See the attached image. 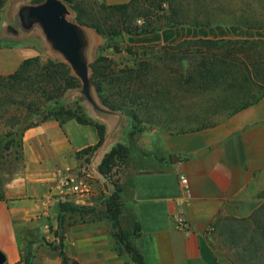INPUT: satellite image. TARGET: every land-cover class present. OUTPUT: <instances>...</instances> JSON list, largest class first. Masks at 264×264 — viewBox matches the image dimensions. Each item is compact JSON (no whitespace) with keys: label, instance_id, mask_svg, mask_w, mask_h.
Wrapping results in <instances>:
<instances>
[{"label":"crops","instance_id":"obj_1","mask_svg":"<svg viewBox=\"0 0 264 264\" xmlns=\"http://www.w3.org/2000/svg\"><path fill=\"white\" fill-rule=\"evenodd\" d=\"M103 1L122 4L131 0ZM10 27L15 39L24 35ZM200 38L262 39L264 29L178 26L130 37L128 42L170 45ZM80 39L82 50L88 41L81 32ZM96 41L98 45L103 42L102 38ZM48 45L54 47L45 33L35 42L0 47V75L14 73L25 59L42 55L41 48ZM86 112L106 127V140L95 160L118 143L128 146L124 215L128 227L140 226L137 246L147 264H234L229 250L210 229L228 217L237 222L249 218L263 205L264 96L216 126L185 133L151 127L130 136L131 121L122 128L124 116L102 103L93 108L86 104ZM98 141L95 125L75 119L63 124L49 119L24 131L18 168L0 170V251L5 263L20 264L26 232L58 241L50 228L58 226L55 207L64 190L62 175L79 173L83 165L78 152ZM183 176L189 192L181 184ZM184 221L191 230L180 228ZM65 228V250L79 264H135L113 251L108 223L79 222ZM37 244L36 248L42 247ZM61 263V258L51 260L35 252L33 264Z\"/></svg>","mask_w":264,"mask_h":264},{"label":"trees","instance_id":"obj_2","mask_svg":"<svg viewBox=\"0 0 264 264\" xmlns=\"http://www.w3.org/2000/svg\"><path fill=\"white\" fill-rule=\"evenodd\" d=\"M44 1L32 0V3ZM63 1L73 6L79 24L95 29L104 38L109 36L111 46L118 54L123 50L114 40L116 36L147 35L178 26L204 28L221 25L264 29V0H131L122 4L103 1L101 6L111 10L116 18V26L109 31L105 23L92 16V11L74 4V0ZM166 1L170 2V9L167 16L160 18L166 20L164 24L132 26V10L161 5ZM6 2L0 0V11ZM103 50L101 46L100 54L91 66L92 78L96 79V90L102 105L131 121V135L143 132L148 125L172 133L213 127L217 121L212 116L226 114L230 117L257 104L264 96V39L200 38L170 45H126L125 52L129 56L126 63L105 56ZM40 64L41 56L25 59L14 73L0 75V88L21 89L22 92L38 95L36 101L33 97L34 101L29 103V109L40 113L42 119L27 128L49 119L59 120L62 124L75 119L81 124L95 125L99 141L79 151L78 156L82 159L95 154L106 140L105 125L95 123L88 115L69 109L60 101L68 89L78 85L69 65L55 60L43 66ZM31 66L39 67L42 72L36 79L30 72ZM56 67L63 70L57 71ZM44 76L52 78L53 89H50L48 82L41 80ZM34 86L39 88L34 90ZM42 101L50 103L44 111L39 107ZM32 105L37 107L33 108ZM128 151L126 144H116L103 158L99 171L107 175L115 162L125 158ZM260 195L264 198V191ZM118 199L115 192L112 201ZM111 204L109 202V206ZM118 207H121L120 204ZM55 210L61 225L67 212L81 216L96 212L95 207L62 201L56 203ZM112 219L114 227H118L116 213ZM238 221L248 227L250 235L245 232L230 242L236 249L235 256L231 255L233 263L264 264V202L251 217ZM134 231L140 235L139 224ZM125 234L121 230L114 234L118 238V247L114 248L120 255L128 252L136 264H147L141 251L131 243L126 242L124 251L120 248L119 244H123L131 235L128 232L125 237ZM26 250L20 264H33L34 251L31 247ZM62 255V264H68V258Z\"/></svg>","mask_w":264,"mask_h":264},{"label":"rangeland","instance_id":"obj_3","mask_svg":"<svg viewBox=\"0 0 264 264\" xmlns=\"http://www.w3.org/2000/svg\"><path fill=\"white\" fill-rule=\"evenodd\" d=\"M61 1L67 10V12L64 13L66 20L72 24H75L82 33L84 40L88 41L87 46L81 50L83 59L88 67L89 85L87 93L84 91V81L79 72L73 67L65 55L55 47L48 45V49L44 47L41 48L42 55H40V66L48 64V61L50 60H55V62H64L69 65L71 74L78 80V85L68 89L64 95L60 97V101L63 105H65V107L78 113H84L87 116L86 104L92 108L95 105H101L100 97L96 90V79L94 80L92 78L91 68L93 62L100 54V47L103 46L104 50L102 53L105 56L115 58L118 62L123 61L126 63L129 60V56L125 52V46L135 45L129 43L128 39L130 37L134 38L138 35H124L121 38H119L120 36H116V39L114 40H117L116 43L123 51L119 54L115 53L111 46L112 43L109 36L104 38L99 35L95 29L79 24L76 20V12L72 8L73 6L63 0ZM102 3L103 0H74V4L80 5L84 8H87L89 11H92V16H96L103 24L105 23L106 29L109 31L111 28L116 26V18L113 16L112 12H110L111 10L105 9L101 6ZM36 5L37 4L32 3V0H7L4 7L0 11V47L4 45H13L15 43L28 44L30 42H35L38 38L42 39L45 36L46 31L42 22L36 18L28 19V10ZM169 9V1L162 2L161 5L157 4L150 7L137 8L130 12L132 18L130 23L134 27L143 26L146 23L154 25L164 24L166 20H160V18L167 16L169 14ZM139 19H142L143 23H138ZM10 26L17 28L18 32L24 35H17L18 39H15L16 37L14 36L12 30H10ZM101 38L103 42L98 45V41H96V39L101 40ZM56 68L57 71L63 70L61 67ZM30 72L32 73V76L35 77V79L40 74H42L40 68L37 66H31ZM41 80L48 82L50 89L54 88L52 87V78L49 76L41 77ZM38 88L39 86L33 87L34 90ZM34 94L35 93L31 95L27 91L22 92L21 89L7 90L0 88V170L12 171L18 168L21 160L22 134L28 126L42 119V115H40V113H36V111L29 109V103L34 101L33 97L36 98L35 101L37 100L38 95L34 96ZM49 104V101H42V103L39 104V107H41V110L44 111L46 106ZM32 106L33 108L37 107L34 105ZM111 112L113 113L114 111ZM119 114L124 116L121 113ZM227 117L228 116L226 114H218L212 116L211 118L216 120L217 124H219ZM128 120L129 119L126 116H124V119L122 118V128L125 126V123L128 122ZM132 128L133 126L129 130L130 136ZM147 128H151V126L148 125L146 129ZM146 129L144 131H146ZM143 132L137 134H141ZM96 153L91 154L89 157L82 158L83 169L77 173L79 176L84 177L85 180H87L90 186V191L85 192L84 194L70 191L68 192V195L62 194L60 199L58 198V201L62 202H73L79 205L95 207L96 212L87 213L83 216L78 213H65L62 225L60 224V221H57V229H54L53 226L50 228L51 233L56 235L58 241H53L52 238H47L45 235L36 234L35 232H26V234H24V240L22 244L23 253L24 250L27 251L26 249L31 247L34 251V256L35 252L37 251L41 257L49 256L51 260L57 257L61 258L62 262V254H64L68 258V264H74V262L78 261L70 258L65 250V225L69 226L79 222L87 223L104 221L110 226V239L113 251L116 252L120 257L124 258L128 263L133 262L131 255L124 251L126 242L131 243V245L139 249L137 246V239L139 236L138 233L135 234L136 231H134L137 224L131 228L128 227L126 224V217L124 215L125 202L123 199V179L126 173V157L123 159H118L113 165L112 170L107 175H104L99 171V166L102 163L105 155L102 158L95 160L97 157ZM115 192L118 193L119 197L116 202L112 201V197L114 196ZM109 202L112 203L111 206H109ZM118 203L121 207H118ZM109 208H111V210ZM115 213L117 215V220L119 221L118 227H114L113 225L114 220L112 218ZM56 217L58 219V216ZM219 223L220 224H218V228H212L210 229V232H216L218 235V240L222 244L223 248L225 250H229L230 254H234L235 256L236 249L230 242L236 238L237 235L243 234L245 232L249 234L250 232L248 227L244 225V223L237 222L236 219L232 217L225 218L224 220L222 219V221ZM120 230L121 232L126 233L124 235L125 237L128 236V232L131 234L127 237L128 239L126 238V241L123 244H119L120 248L124 251L122 255H120L118 250L115 249L116 246L118 247V238L115 237L114 234L119 233ZM37 243H39V245L42 247H40ZM36 244L39 246V248L35 247Z\"/></svg>","mask_w":264,"mask_h":264},{"label":"water","instance_id":"obj_4","mask_svg":"<svg viewBox=\"0 0 264 264\" xmlns=\"http://www.w3.org/2000/svg\"><path fill=\"white\" fill-rule=\"evenodd\" d=\"M67 10L61 0H45L30 8L28 19H38L42 22L49 39L54 47L61 51L79 72L84 81V91L89 85L88 67L81 54L80 30L75 24L66 20ZM5 255L0 251V264H5Z\"/></svg>","mask_w":264,"mask_h":264},{"label":"built area","instance_id":"obj_5","mask_svg":"<svg viewBox=\"0 0 264 264\" xmlns=\"http://www.w3.org/2000/svg\"><path fill=\"white\" fill-rule=\"evenodd\" d=\"M138 23H143L142 19L138 20ZM61 184L64 188L62 194L68 195V192L73 191L74 193L84 194L85 192L90 191V186L87 180L84 177L79 176V174L72 175H62ZM181 184L189 192L188 179L186 177H181ZM72 192V193H73ZM61 194V195H62ZM180 228L185 231L191 230V226L188 222H181Z\"/></svg>","mask_w":264,"mask_h":264}]
</instances>
